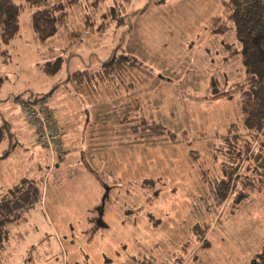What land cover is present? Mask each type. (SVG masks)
Masks as SVG:
<instances>
[{
  "label": "rangeland",
  "instance_id": "1",
  "mask_svg": "<svg viewBox=\"0 0 264 264\" xmlns=\"http://www.w3.org/2000/svg\"><path fill=\"white\" fill-rule=\"evenodd\" d=\"M229 2L99 1L92 28L84 2L43 45L31 9L22 11L11 56L0 59V114L12 133L2 145H15L0 161V196L27 180L42 199L14 224L0 264H137L151 253L157 262L149 264H168L179 257V223L189 214L209 226L196 257L183 264H247L263 252L264 167L259 158L242 160L234 174L222 154L216 160L209 152L232 122L245 131L235 100L209 97L245 76L241 59L232 68L222 61L237 48L225 50L235 35L215 28ZM112 5L124 9L125 23L101 30V14ZM116 48L139 62L123 80L104 88L66 82L77 68L99 69ZM55 59L62 65L46 72L44 63ZM26 102L49 108L61 136L70 129L60 166L62 157L38 142ZM216 181L228 196L214 210Z\"/></svg>",
  "mask_w": 264,
  "mask_h": 264
},
{
  "label": "trees",
  "instance_id": "2",
  "mask_svg": "<svg viewBox=\"0 0 264 264\" xmlns=\"http://www.w3.org/2000/svg\"><path fill=\"white\" fill-rule=\"evenodd\" d=\"M99 1L105 0H0V59L8 62L9 56H11L8 46L21 31L20 17L24 9H31V26L38 42L43 45L48 39L56 36L67 26L69 20L73 17L71 14L72 10L82 6L84 2L89 3L92 7L91 11L84 15L87 21L86 28H92L95 23V12L97 11L95 4ZM160 1L163 2L165 0ZM121 8L119 5L108 6L107 10L101 14L104 20L98 25V28H101V30L106 29L114 20L117 21V27L123 25L127 15L124 13V9L121 10ZM227 8L225 11L226 20L223 24L216 23L215 28L216 30L227 29L229 30V36L235 35L233 37L234 42L227 44L225 50L233 45L237 46V48L232 51L231 57H224L222 61H226L228 66L232 68L241 59L244 66L241 70L244 71L245 76L243 80L234 79L235 81L229 83L228 89L222 90L226 85L225 83L222 88L217 89L209 97L213 98V100H235L241 109L245 131L238 130V125L232 122L224 133L218 135L219 144L215 145L216 143H212L213 145H210L209 152L216 160L218 154H222L223 164L234 170L231 172L235 174L242 160L244 162L250 160L254 163L259 158L257 162L264 167V154H262L264 150V138L262 137L264 134V0H230ZM70 44L78 45L79 43H75L73 40ZM100 64L101 66L97 70H90L91 68L88 67L85 69L77 68L69 72L66 82L92 88L100 85V87L104 88L108 83L115 84L116 80H123L126 74L133 73L132 71L136 70L135 68H137L139 62L137 58L119 52V49L116 48L115 52H112L110 57L103 60ZM61 65V59L57 61L56 59L48 60L44 63L43 68L46 72L52 73ZM29 105L31 104L26 102L25 108ZM50 115H53L51 110ZM10 126L11 124L0 114V159L8 157L15 146L11 143L8 148L7 146L3 148L2 145L6 135L12 136ZM223 141H225L224 143L227 146L224 145ZM60 143L62 158H60L61 160L59 159L58 166L67 154L62 137H60ZM222 147L229 149V152L223 153ZM251 168L252 166L249 164L248 169ZM263 178L264 176L261 179ZM204 185L206 184L203 181L201 190L205 188ZM232 185L231 183L228 186L231 190L235 188V185ZM258 185L259 190L264 187L262 183H258ZM213 187H216L214 190V203L217 206L214 205L212 208L216 210L218 208L217 200L226 199L228 194L223 192L226 184L220 185L216 181ZM245 187L247 186L245 185ZM107 189L108 191H106L109 193L110 188ZM41 199L42 193L38 184L27 180L16 184L10 188L8 193L0 196V253L6 248L12 229L15 226L14 224L25 221L27 215L35 208L37 203H41ZM193 206L195 207L196 205L194 204ZM97 209L102 214L104 205L101 204ZM209 211L211 210L209 209L206 212L209 213ZM200 217L203 216L200 214ZM179 226H181L180 229L184 235L182 239H178L181 244V251L179 257L168 264H183L186 256L191 254L194 256V247L208 233L209 224L206 223L205 219L200 221L189 214L179 223ZM206 240L210 244L207 237ZM139 254L141 255V252L137 253V255ZM150 258L149 256L136 258V263L149 264L150 262H157L153 253L150 254ZM24 264H26L25 261ZM247 264H264V250L252 257Z\"/></svg>",
  "mask_w": 264,
  "mask_h": 264
},
{
  "label": "built area",
  "instance_id": "3",
  "mask_svg": "<svg viewBox=\"0 0 264 264\" xmlns=\"http://www.w3.org/2000/svg\"><path fill=\"white\" fill-rule=\"evenodd\" d=\"M27 108L29 110L28 118L37 132L38 142L51 150L55 157H61V134L54 122V117L50 115V110H47L44 105H29Z\"/></svg>",
  "mask_w": 264,
  "mask_h": 264
},
{
  "label": "crops",
  "instance_id": "4",
  "mask_svg": "<svg viewBox=\"0 0 264 264\" xmlns=\"http://www.w3.org/2000/svg\"><path fill=\"white\" fill-rule=\"evenodd\" d=\"M63 127L66 128V126H62V128H63ZM64 130H65V129H64ZM66 131H67V132H66ZM64 136H65V138H64ZM61 137H62V141L65 140V142H66V139H67V142H68V138H71V135H70V129H67V128H66L64 135H62ZM63 142H64V141H63ZM67 142H66V143H67ZM66 148H67V150H68V146H66ZM67 154H68V152H67ZM67 154H66V155H67ZM1 160H2V159H0V161H1ZM57 166H58V165H57ZM59 166H60V165H59ZM1 255H3V252L0 253V256H1Z\"/></svg>",
  "mask_w": 264,
  "mask_h": 264
},
{
  "label": "bare ground",
  "instance_id": "5",
  "mask_svg": "<svg viewBox=\"0 0 264 264\" xmlns=\"http://www.w3.org/2000/svg\"><path fill=\"white\" fill-rule=\"evenodd\" d=\"M95 74V73H94Z\"/></svg>",
  "mask_w": 264,
  "mask_h": 264
}]
</instances>
